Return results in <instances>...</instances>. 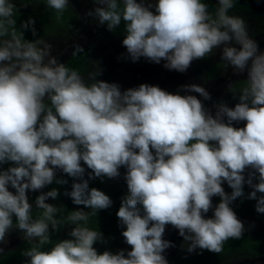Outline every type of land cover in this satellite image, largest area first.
<instances>
[{
	"label": "clouds",
	"instance_id": "1",
	"mask_svg": "<svg viewBox=\"0 0 264 264\" xmlns=\"http://www.w3.org/2000/svg\"><path fill=\"white\" fill-rule=\"evenodd\" d=\"M44 2L58 14L70 5L69 0ZM28 4L31 0H21L19 6ZM94 4L89 15L108 30L123 22L122 45L133 62L163 60L166 69L183 73L193 60L220 47L225 68L247 72L246 80L232 87L238 103H218L213 115L195 95L143 83L121 91L114 82L96 79L95 64L84 77L59 63L43 38L26 40L22 30L35 35L34 21L29 18L18 29L17 5L0 0V165L10 164L0 168V243H7L15 227L34 244L23 252L26 264H168L164 253L171 242L163 237L171 225L188 253L221 252L225 241L240 239L245 231L231 207L245 196V184L255 211L264 214V51L244 19L230 14L236 0H217L212 12L204 0ZM82 51L77 47L73 55ZM181 87L209 98L203 86ZM240 121L243 127L233 126ZM85 166L91 170L88 179ZM121 167L127 193L116 216L130 250L98 253L93 245L102 234L88 226L89 217L109 208L112 200L89 188V180L117 177ZM246 168L254 170L247 179ZM57 170L73 181L64 195L89 211H70V238L42 250L49 228L61 224V210L46 203L58 190L36 196L35 208L41 210L36 217L26 192L67 183L56 177ZM213 196L219 197L214 207ZM209 209L212 216L206 217Z\"/></svg>",
	"mask_w": 264,
	"mask_h": 264
},
{
	"label": "rangeland",
	"instance_id": "2",
	"mask_svg": "<svg viewBox=\"0 0 264 264\" xmlns=\"http://www.w3.org/2000/svg\"><path fill=\"white\" fill-rule=\"evenodd\" d=\"M15 0H13L14 2ZM18 1V0H16ZM91 0H85L86 5H90ZM259 8L257 10V15L255 16H240L244 19L246 23V27L250 36H256L257 32L262 30V25L259 23H264V0H259ZM36 3L33 4L34 10L37 9ZM92 7H96L95 4H92ZM249 14V13H248ZM99 33L103 31L97 27ZM93 28L90 32H87L84 36L81 37V41L72 38L71 45H89L93 47L94 54L88 63V68L82 75L84 77L87 76L88 72L92 71V65L95 64L98 67L100 74L96 77L98 80H103L109 83H116L119 85L120 90L123 91L128 88H135L140 84H148L155 85L170 93H177L184 95L190 94L195 95L198 99L201 100L202 104L205 108H207L210 114H215V105L218 103H225L228 107H233L236 103L232 101L229 93H228V85L229 82L235 78L241 76L240 73H235L232 67L229 69L225 68L224 62L221 60V48L217 47L213 49L212 53L202 59H195L191 62L188 69L181 73L175 70H168L163 65L165 61L161 60L160 63H153L146 58H139L137 61L133 62L130 57H128L125 47H122V42L112 44V40L109 38H104L101 43H99V39L97 36L101 37ZM257 37L259 38V42L264 48V33ZM62 34H59V36ZM48 44L51 45L50 54L57 58L59 63H63V58L65 57L63 48L65 36H61L60 40L63 42L59 43V45H53V41L50 39L46 40V37L43 38ZM60 41V42H61ZM114 52L110 54V51L114 48ZM65 47V46H64ZM117 48H120L119 50ZM125 49V50H123ZM64 50V51H63ZM63 51V52H61ZM108 51V52H107ZM219 65V69L216 72V75L210 76L209 69L210 65ZM192 74V76H191ZM196 84L203 86L205 90L209 93V98L204 99L200 97L198 93H186L185 90L181 87L183 85ZM244 121L233 122V126L235 127H243ZM83 165V162H81ZM247 169V168H246ZM90 169H87L85 166V174L84 179H88V173ZM60 172L56 171V174ZM120 175L114 178L103 177V180L106 183V186L110 189L112 197H118L127 193V186L124 180V174L126 169L121 167L119 169ZM100 178V177H93ZM90 181V180H89ZM226 183L222 184V187ZM225 189V188H224ZM12 190V189H10ZM41 190V189H40ZM40 190H34L30 192H26L27 197L29 198L35 192ZM71 190V187L69 191ZM14 191V190H13ZM214 196L212 197L213 200ZM253 205L255 206L256 201L253 199ZM213 204V202H212ZM214 207V206H213ZM255 209V207H254ZM238 219H240L245 227V230L250 234H260L264 236V214L257 213L255 214L249 213V211L244 210H233ZM206 217L212 216V209H209L208 213L205 214ZM164 239L171 242V246L165 250V257L168 261V264H172L178 259H190L192 258V253H188L183 244V238L178 235L177 230L171 226H165ZM7 243H0V252H6L13 248L10 246L14 241H25L23 239V232L19 229H11L9 233L6 235ZM121 249L130 250V245H127L124 241L119 242L115 246V252ZM192 261V262H193ZM220 264H264V257L261 260H255L250 257H233L232 259L220 263Z\"/></svg>",
	"mask_w": 264,
	"mask_h": 264
},
{
	"label": "trees",
	"instance_id": "3",
	"mask_svg": "<svg viewBox=\"0 0 264 264\" xmlns=\"http://www.w3.org/2000/svg\"><path fill=\"white\" fill-rule=\"evenodd\" d=\"M204 2L208 5V10L210 12L214 11L216 4L212 0H204ZM34 3H36L35 7H37V9L32 13H26L24 11L20 12L17 9L16 27L18 29L20 28L21 22L27 21L29 18H32V20L34 21L32 28L35 29V35H33V32L31 30H22L23 36L26 40L32 41L37 38H45L49 33H52L53 31H56L57 33L62 35H64V33H70V28L66 26L68 25V22L70 25H72L70 23V20L74 18V15L72 13H70V17H67V14L65 13L58 14L55 12V10L48 8L44 0H31V4ZM258 8L259 5L255 3V0H236V4L230 10V14L236 15L237 13L245 12L256 13ZM259 24L262 25V30H260L259 32L264 33V23L261 22ZM104 27L107 29L105 25ZM108 32L117 36L124 37L123 22H121L120 27L112 31L108 30ZM81 49L83 50L82 52H78L76 53V55L72 54L65 64L69 68H75L81 73H84L88 68V63L90 62V59L92 57L93 47L87 46ZM217 67V65H210V72L208 74L212 76ZM241 83V81L236 82L232 85V87H239ZM232 87L230 88V93L232 94L233 100L238 102V92L234 93ZM9 166V163H5L0 165V168L7 169ZM56 177L67 180V183L56 184L55 182H53L52 184L42 188V190L38 193L32 195L29 199V202L34 205L36 196L41 192H46L52 188H56L58 190V195L55 200H53L52 198H48L47 200L49 204L56 205L61 210L57 215V219L61 221V224L58 225L56 230H53L51 227L49 228L50 240L49 242L41 245L42 250H47L59 240L70 238L68 233L74 227V225L67 223L66 221V217L68 216L70 211L76 210L78 208L83 209L84 211H89V209L84 208L83 205L73 204L71 199L68 196L64 195V193L66 191H69L71 187V184L73 182L72 178L61 172H58L56 174ZM255 182V179H253V183ZM89 188H96L103 191L112 200V204L109 208L98 210L96 216L89 217L88 226L91 228H96L102 234V239L95 242L93 247L96 248L98 253L105 250H109L115 253V246L124 239V237L121 235L123 226L120 225L118 217L116 216V212L120 206L121 199L125 194L118 197H112L110 189L106 186L103 177L90 180ZM224 191L226 193H230L231 189L227 185ZM244 193V197L237 198L232 202L231 207L233 208V210L249 211L250 208L253 207L251 199L247 198L248 191L245 188ZM218 202L219 197H215V204ZM253 210L255 212V209ZM40 211L41 210H38L35 208V206H33L34 217L38 216L40 214ZM32 246H34V244L26 242L20 243L15 250L0 254V264H17L19 260L27 258L23 263L26 264V261L29 258L24 256L23 252ZM263 254L264 239H262L260 236L252 235L247 232V230H245L242 233L240 239H229L228 241H225L222 251L219 253L197 249L192 252V258L194 259V261L190 259H178L174 262V264H216L233 257H245L246 255H249L251 257H260Z\"/></svg>",
	"mask_w": 264,
	"mask_h": 264
},
{
	"label": "flooded vegetation",
	"instance_id": "4",
	"mask_svg": "<svg viewBox=\"0 0 264 264\" xmlns=\"http://www.w3.org/2000/svg\"><path fill=\"white\" fill-rule=\"evenodd\" d=\"M215 4L217 3V0H212ZM259 0H255V3L258 5L259 4V2H258ZM36 2V1H35ZM149 2H151V3H155V0H145V3L147 4V3H149ZM14 3L17 5V9H18V11H20V12H22V11H24V12H26V13H32L33 11H34V7H33V4H29V6H27L26 8H24V7H20L19 5H20V3H21V0H18V1H14ZM69 6H68V8L67 9H65V11L63 12V13H65V14H67V17H70V13H72L73 15H74V18L72 19V20H70L71 22V24L72 25H70L69 24V22H68V25L66 26V27H69L70 28V33H64V35L63 36H65V40H64V46H63V48L65 49V51H64V53H66L65 54V57L63 58V63L65 64L66 62H67V60L70 58V56L73 54V52L75 51V49L77 48V47H79V48H83V47H87V46H89V45H86V46H84V45H75V46H72L71 45V40L70 39H72V38H76V39H78V40H80L81 41V37L82 36H84L87 32H90L93 28H95V30H97V27L99 28V29H101L103 32L102 33H99L98 32V30H97V32L99 33V34H101V37H99V36H97V38L99 39V43H101L102 42V40L104 39V38H109L110 40H112V44H116V43H118V42H122V39H123V37L122 36H117V35H114V34H111L110 32H108V30L104 27V25H102V24H99L97 21H96V19H95V17L93 16V15H89V13L90 12H92V10L95 8V7H92V4H94V0H91V2L89 3L90 5H86V3H85V0H69ZM153 11H154V9H152ZM249 13V14H248ZM257 13L258 12H256V13H252V12H245V13H237L236 15L237 16H246V17H249V16H255V15H257ZM261 33L260 32H257V35L256 36H251V38L252 39H254L256 42H257V44H258V49L259 50H262V51H264V48H263V46L261 45V43L258 41L259 40V38L257 37L258 35H260ZM61 36L62 35H60L59 36V33H57L56 31H53L52 33H49L48 34V36L46 37V40L47 39H50V41H53V45H59V43H62L63 44V42L60 40V38H61ZM61 41V42H60ZM114 46V45H113ZM122 47H124V46H122ZM238 47V46H237ZM114 49H115V46H114V48L110 51V54L111 53H113L114 52ZM118 50L120 49V48H117ZM123 50H125V49H123ZM63 51H61V52H63ZM120 51V50H119ZM108 52V51H107ZM93 54H94V50H93ZM217 65V64H216ZM217 66H219V65H217ZM229 69L231 68V66H229L228 67ZM218 69H219V67H217L216 68V70H215V74L214 75H216V72L218 71ZM209 72H210V69H209ZM240 74H241V76L239 75V77H235V78H233L230 82H229V85H228V93H229V95H230V97H231V99H232V101H234L233 100V98H232V94L230 93V88L232 87V85L234 84V83H236V82H242V81H244V80H246V78H247V72H246V70L244 71V72H240ZM191 76H192V74H191ZM235 103H238L237 101H234ZM235 127V126H234ZM250 172H254V170H252V169H250V168H247V169H245V172H244V176H245V178L247 179V177H248V175H249V173ZM227 186V184L224 186V188ZM244 188L249 192V191H251V189L249 188V186L247 185V184H245L244 185ZM42 190V189H41ZM40 190V191H41ZM39 192V191H38ZM38 192H35L34 194H36V193H38ZM33 194V195H34ZM257 195H260L259 193H257ZM215 197L216 196H214V198H213V200H212V202H213V206H215L216 204H215ZM31 198V196L28 198V200ZM253 199H251V202L253 203V201H252ZM46 203H48V200H46ZM33 206H35V204L33 205ZM254 205H253V207H251L250 208V210H252V211H250L249 210V213H253V214H255V212H254ZM12 229H16L17 230V228H15V227H13ZM252 235H256V236H260L262 239H264V236H262V235H260V234H252ZM29 243V242H27V241H19V242H16V241H14L13 242V244L12 245H10V246H13V248L12 249H10L9 251L7 250L6 252L4 251V252H0V254H4V253H7V252H10V251H13V250H15L17 247H18V245L20 244V243ZM30 244H33V243H30ZM245 257H250V258H252V259H255V260H261L262 259V257H264V254L263 255H261L260 257H251V256H249V255H246ZM27 258H24V259H22V260H19V262L17 263V264H23L24 262H25V260H26ZM230 259H232V258H229V259H227V260H224L223 262H221V263H224V262H226V261H228V260H230ZM172 264H174V262L172 263ZM216 264H220V263H216Z\"/></svg>",
	"mask_w": 264,
	"mask_h": 264
}]
</instances>
